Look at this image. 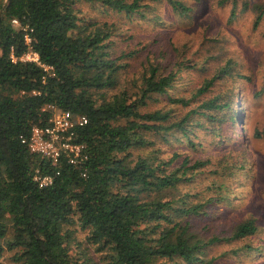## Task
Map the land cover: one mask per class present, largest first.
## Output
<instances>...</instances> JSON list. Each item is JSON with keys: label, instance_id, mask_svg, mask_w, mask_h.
<instances>
[{"label": "trees", "instance_id": "1", "mask_svg": "<svg viewBox=\"0 0 264 264\" xmlns=\"http://www.w3.org/2000/svg\"><path fill=\"white\" fill-rule=\"evenodd\" d=\"M1 1L0 264L6 252L13 253L10 264H99L89 246L106 264L213 262L216 257L205 258L206 248L221 239L193 231V220L206 214L210 201L190 204L164 196L193 181L210 160L182 154L178 147L164 157L158 143H173V137L195 145V125L219 132L217 136L225 137L221 142L245 138L243 125L235 124L236 80L207 95L233 76L231 65L217 68L192 96L171 95L182 68L163 70L149 57L134 80L140 82L137 89L127 86L117 92L124 66L120 60L126 55L113 51L115 24L89 17L82 3L130 17L152 2L166 1L181 14L192 8L183 0ZM261 8L256 25L264 16ZM30 49L42 63L54 66L55 75L19 59ZM178 62L186 63L184 57ZM154 94H167L164 107H153L161 100ZM50 105L87 116L88 124L79 130V140L87 146V177L66 161L52 165L21 142L33 126L49 123ZM255 135L264 136V130ZM146 148L150 151L135 153ZM37 170L52 174L53 182L41 186ZM77 228L88 230V245L82 248L74 242ZM257 230L256 219L248 218L232 237Z\"/></svg>", "mask_w": 264, "mask_h": 264}, {"label": "rangeland", "instance_id": "2", "mask_svg": "<svg viewBox=\"0 0 264 264\" xmlns=\"http://www.w3.org/2000/svg\"><path fill=\"white\" fill-rule=\"evenodd\" d=\"M183 1L192 8L187 14L173 10L166 1L152 2L143 13L131 17L108 13L88 2L82 3V8L89 17L101 23L115 24L113 51L126 55L120 60L124 66L120 71V85L115 89L117 92L127 86L137 89L140 82L134 80L145 71L149 57L163 70L170 65L175 70L182 68L171 95L192 96L217 68L227 63L231 65L233 76L226 78L221 87H212L207 95L219 93L236 80L239 120L235 124L243 125L246 131L241 140L245 145L240 147L241 141L236 140L221 142L225 137L217 136L219 132L197 125L195 145L173 137V143L169 144L160 139L158 144L164 157L172 147H178L180 153L210 160L193 181L166 191L164 196L183 198L190 204L210 201L204 208L206 214L192 219L194 232L206 237L214 234L221 239L206 248V259L216 257L210 264H264V136L255 135L257 130H264V16L258 25L255 24L261 7L264 8V0ZM183 57L186 63H179ZM154 95L161 100L153 107H164L167 94ZM146 151L150 148L136 149L135 153ZM240 163H245L244 169L237 168ZM211 184L213 188H206ZM248 218L256 219L257 232L233 238L238 224ZM87 235L88 230L77 228L76 245L81 248L88 245ZM89 248L99 264H106L100 259V253ZM12 254L5 253L3 264L12 263Z\"/></svg>", "mask_w": 264, "mask_h": 264}, {"label": "built area", "instance_id": "3", "mask_svg": "<svg viewBox=\"0 0 264 264\" xmlns=\"http://www.w3.org/2000/svg\"><path fill=\"white\" fill-rule=\"evenodd\" d=\"M14 22L18 23L16 19ZM26 39L31 41L28 36ZM17 59L14 57V60ZM19 59L22 61H34L44 68L47 75H55L54 66L42 63L39 54L33 49L23 54ZM47 108L53 112L49 123L33 126L28 135H21V142L32 153L48 159L52 165L59 167L61 163L66 161L81 169L82 176L87 177L85 166L88 159L87 146L79 140V130L88 124L87 116L75 114L54 105H50ZM58 174H60V170L56 171V175ZM35 179L39 181L41 186H47L53 182V175H41L39 170H37Z\"/></svg>", "mask_w": 264, "mask_h": 264}]
</instances>
